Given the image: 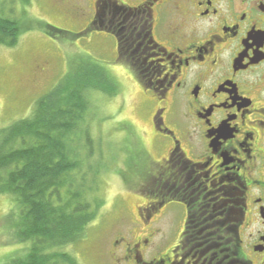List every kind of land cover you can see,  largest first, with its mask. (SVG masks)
<instances>
[{"label":"flooded vegetation","instance_id":"obj_1","mask_svg":"<svg viewBox=\"0 0 264 264\" xmlns=\"http://www.w3.org/2000/svg\"><path fill=\"white\" fill-rule=\"evenodd\" d=\"M102 4L119 56L132 29L124 56L169 136L159 159L142 151L153 199L112 236L110 264H264V0H94V18ZM174 203L173 235L155 240L141 219Z\"/></svg>","mask_w":264,"mask_h":264},{"label":"rangeland","instance_id":"obj_2","mask_svg":"<svg viewBox=\"0 0 264 264\" xmlns=\"http://www.w3.org/2000/svg\"><path fill=\"white\" fill-rule=\"evenodd\" d=\"M24 3L17 1L16 6L27 30L16 46L0 45V129L29 116L38 98L62 81H74L86 72L89 77L101 75L113 83L112 93L94 87L87 94L91 109L86 120L96 155L100 152L105 165L103 202L84 239L69 247L80 264H110L107 253L112 236L129 224L137 207L143 209L153 199L154 170L148 168L142 151L146 149L150 157L159 159L169 136L164 131L156 134L151 118L156 102L153 92L141 85L134 67L118 55L116 36L101 25L109 18L104 4L94 18V0ZM40 21L66 33L51 34ZM173 121L166 124L172 128ZM177 134L181 136L179 130ZM17 211L10 196L0 194V264L26 246L11 232ZM167 211L161 217L154 212L146 223L141 219V228L149 225L156 233L155 240L173 235L175 220L184 209L174 203Z\"/></svg>","mask_w":264,"mask_h":264},{"label":"trees","instance_id":"obj_3","mask_svg":"<svg viewBox=\"0 0 264 264\" xmlns=\"http://www.w3.org/2000/svg\"><path fill=\"white\" fill-rule=\"evenodd\" d=\"M17 1L26 2L0 0L2 46H16L27 30ZM39 23L51 34L66 33ZM130 31L123 28L119 33L121 57L138 70L136 61L124 56L127 47L122 42ZM85 73L62 81L38 98L29 116L0 129V194L17 205L11 232L26 245L3 264H80L69 247L84 239L103 202L105 167L86 120L91 109L87 94L94 87L114 91L103 76Z\"/></svg>","mask_w":264,"mask_h":264}]
</instances>
